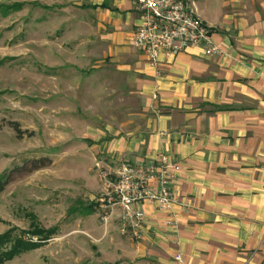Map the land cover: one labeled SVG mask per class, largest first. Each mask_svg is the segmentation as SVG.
Wrapping results in <instances>:
<instances>
[{"label": "crops", "instance_id": "obj_1", "mask_svg": "<svg viewBox=\"0 0 264 264\" xmlns=\"http://www.w3.org/2000/svg\"><path fill=\"white\" fill-rule=\"evenodd\" d=\"M260 1L245 6L239 0H207L197 9L213 29L219 56L192 48L159 66L141 52L124 63L142 101V125L101 144L102 167L117 170L124 162L168 156L179 166L172 182L179 197L177 227H169L170 216L146 203L145 237L134 242L121 236L115 216L107 233L98 235L102 264H264ZM134 2L113 0L117 11L98 4L101 22L115 29L114 45L126 40L131 47L142 24Z\"/></svg>", "mask_w": 264, "mask_h": 264}, {"label": "rangeland", "instance_id": "obj_2", "mask_svg": "<svg viewBox=\"0 0 264 264\" xmlns=\"http://www.w3.org/2000/svg\"><path fill=\"white\" fill-rule=\"evenodd\" d=\"M188 1L198 9L207 0ZM100 3L0 0V176L8 178L0 236L29 231L30 215L58 229L47 245L6 264H102L101 144L142 125L143 108L123 68L140 52L126 40L114 45L115 29L94 8Z\"/></svg>", "mask_w": 264, "mask_h": 264}, {"label": "built area", "instance_id": "obj_3", "mask_svg": "<svg viewBox=\"0 0 264 264\" xmlns=\"http://www.w3.org/2000/svg\"><path fill=\"white\" fill-rule=\"evenodd\" d=\"M142 24L131 38V47L141 52L153 66L176 60L189 49H200L207 57L221 54L213 39V29L188 0H135ZM179 166L168 156L155 162H124L121 168L102 172L99 198L101 219L108 226L117 216L121 236L139 242L145 237L146 214L151 203L170 216L169 227L176 228L174 207L179 197L172 188Z\"/></svg>", "mask_w": 264, "mask_h": 264}, {"label": "trees", "instance_id": "obj_4", "mask_svg": "<svg viewBox=\"0 0 264 264\" xmlns=\"http://www.w3.org/2000/svg\"><path fill=\"white\" fill-rule=\"evenodd\" d=\"M19 8L22 6L19 5ZM95 9L98 6L94 7ZM103 10L117 11L113 6V0H103V3L100 6ZM17 127L18 125L15 124ZM38 160L34 161V164L42 163ZM8 178L6 176H0V195L5 191L8 184ZM83 213L87 216L94 214V206L90 205L83 210ZM32 223L30 230L27 232H20V237H15V229L8 231L6 234L0 236V264H6L13 261L15 258L36 250L41 249L49 243L57 234L58 229L52 228L50 230H45L41 228L36 221L35 216H29Z\"/></svg>", "mask_w": 264, "mask_h": 264}]
</instances>
